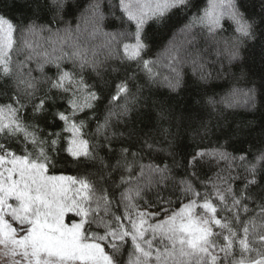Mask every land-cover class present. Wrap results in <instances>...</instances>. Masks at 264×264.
<instances>
[{
	"label": "snow or ice",
	"instance_id": "snow-or-ice-1",
	"mask_svg": "<svg viewBox=\"0 0 264 264\" xmlns=\"http://www.w3.org/2000/svg\"><path fill=\"white\" fill-rule=\"evenodd\" d=\"M116 6L120 26H134L131 33L111 34L134 40L123 43L118 59L135 68L106 97L85 76L88 69L99 75L96 53L89 55L71 29L53 30L35 18L19 25L0 14V82H12V91H0V255L9 257V264H264V199L251 195L264 182V148L255 156L244 148L234 154L227 150L229 137L199 150L189 169L206 158L227 163L225 174L207 180L194 170L177 179L169 164H145L127 147L120 148L112 166L100 154L113 151L112 140L123 135L113 124L123 123L137 103L129 82L137 73L151 84L161 80L158 61L145 43L149 21L164 24L183 16L188 23L182 31L192 35L198 27L200 38L222 44L217 55L232 63L242 59L246 42L264 41V16L257 22L246 15L244 0H207L204 7L201 0H117ZM107 7L106 0L90 5L97 22ZM228 29L232 37L218 38ZM45 32L53 47L37 51L27 37ZM181 60L173 47L167 65L171 76L162 78L171 91L183 83ZM49 65L54 77L45 71ZM209 75L201 73L200 80L207 83ZM254 95L255 87L233 90L221 103L235 108L253 101L254 107ZM208 103L216 101L209 97ZM101 104L102 120L97 116ZM65 153L77 163H98L100 182L57 172V158ZM117 169L123 174L115 182L111 175Z\"/></svg>",
	"mask_w": 264,
	"mask_h": 264
},
{
	"label": "trees",
	"instance_id": "trees-1",
	"mask_svg": "<svg viewBox=\"0 0 264 264\" xmlns=\"http://www.w3.org/2000/svg\"><path fill=\"white\" fill-rule=\"evenodd\" d=\"M60 2L63 7L58 9L57 3ZM94 2L95 0H56V3H53V0H0V14L19 25L35 18L37 23L49 24L53 30L69 28L73 32V38H78L76 42L84 47L89 44L87 40L91 35H95V39L90 46L101 45L100 41H97L100 37H111L106 43V48L95 51L89 49V55L95 52L96 60L101 63L99 75L90 69L85 71L89 82L95 84L96 90L106 97L113 91L115 84L130 75L135 68L134 64H124L118 59L122 55L123 43H134V40L130 35L124 37L111 34L131 33L134 26H120L118 17L121 10L116 6L117 0H106L110 7L104 9L103 19L97 22L90 10V5ZM206 4L207 0H201V7ZM241 10L258 22L260 17L264 16V0H244ZM187 23L188 20L183 16H173L164 24L149 21L146 25L145 43L148 44L151 58L158 61L161 80L151 84L142 73H137V78L129 82L138 100L123 123L113 124L114 131L123 133L112 140L113 151L109 153L102 149L100 152L109 166L115 165L120 158V148L127 147L130 152L140 153L145 164L149 161L169 164L177 179L194 170L202 180H207L217 172L225 174L227 163H217L206 158L198 162L195 169H189V160L199 150L217 147L229 137L231 139L227 150L234 154H239L238 150L244 148L255 156L258 150L264 148V41L246 42L241 48L242 59L229 63L224 55H217L218 49H222L223 45L205 43L200 38L201 31L198 27L192 29V35L182 31ZM233 35L232 30L228 29L218 34V38L228 39ZM192 36H195L194 42L188 43ZM16 37L19 39V32ZM27 39L37 46V51H51L53 47L47 32L29 36ZM173 47L180 50L182 58L179 71L183 83L178 91H171L162 80L164 76H171L166 58ZM68 50L66 44L65 51ZM20 59H23V56ZM193 59H196L197 63L194 64ZM35 63L33 61L31 65L33 68ZM201 64L203 68L200 67ZM64 66L72 68L70 62H66ZM45 71L47 75L54 77L55 69L51 65ZM201 73L210 74L207 83L200 80ZM33 75L39 77L40 74L33 72ZM11 84V80L0 82V91L5 88L12 91ZM38 87L43 90L47 85L42 83ZM253 87L254 107L253 101L241 103L235 108H225L221 103L233 90H247ZM209 97L216 101L215 106L208 103ZM3 102L0 97V103ZM104 112V105H98L97 116L101 120ZM89 130H95V122L90 124ZM148 145L152 147L149 148ZM57 161V172L88 175L100 182L102 169L98 163H77L66 153L61 154ZM122 174L123 170L117 169L112 172L111 180L118 182ZM200 190L203 191L202 188ZM251 195L257 201L264 199V182L260 187H253Z\"/></svg>",
	"mask_w": 264,
	"mask_h": 264
},
{
	"label": "rangeland",
	"instance_id": "rangeland-1",
	"mask_svg": "<svg viewBox=\"0 0 264 264\" xmlns=\"http://www.w3.org/2000/svg\"><path fill=\"white\" fill-rule=\"evenodd\" d=\"M110 38L111 37H109V38L108 37H106V38L100 37V39L97 41H100L101 45L95 44V45L90 46V44H92L93 40L95 39V35H91V38L88 39L89 41L87 40V43H89V44H86V47L92 51L99 50V49L101 50L102 48H106V46H107L106 43H107V41H109ZM166 62L168 64V62H169L168 57L166 58ZM0 264H9V257L0 255Z\"/></svg>",
	"mask_w": 264,
	"mask_h": 264
}]
</instances>
